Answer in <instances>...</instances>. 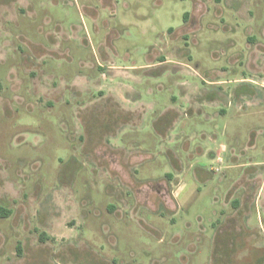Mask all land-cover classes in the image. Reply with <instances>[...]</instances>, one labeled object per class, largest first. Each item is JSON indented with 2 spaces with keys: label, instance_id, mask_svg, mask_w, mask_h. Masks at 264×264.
<instances>
[{
  "label": "rangeland",
  "instance_id": "374dc122",
  "mask_svg": "<svg viewBox=\"0 0 264 264\" xmlns=\"http://www.w3.org/2000/svg\"><path fill=\"white\" fill-rule=\"evenodd\" d=\"M0 264H264V0H0Z\"/></svg>",
  "mask_w": 264,
  "mask_h": 264
},
{
  "label": "trees",
  "instance_id": "16d2710c",
  "mask_svg": "<svg viewBox=\"0 0 264 264\" xmlns=\"http://www.w3.org/2000/svg\"><path fill=\"white\" fill-rule=\"evenodd\" d=\"M9 210L4 208L3 206H0V217L8 216Z\"/></svg>",
  "mask_w": 264,
  "mask_h": 264
}]
</instances>
